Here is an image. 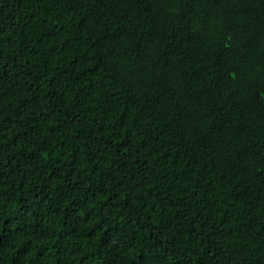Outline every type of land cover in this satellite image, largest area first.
<instances>
[{"label":"trees","instance_id":"16d2710c","mask_svg":"<svg viewBox=\"0 0 264 264\" xmlns=\"http://www.w3.org/2000/svg\"><path fill=\"white\" fill-rule=\"evenodd\" d=\"M0 264H264V0H0Z\"/></svg>","mask_w":264,"mask_h":264}]
</instances>
